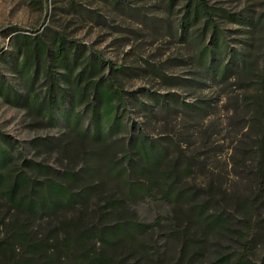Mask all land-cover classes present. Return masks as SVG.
Returning a JSON list of instances; mask_svg holds the SVG:
<instances>
[{
	"label": "rangeland",
	"instance_id": "1",
	"mask_svg": "<svg viewBox=\"0 0 264 264\" xmlns=\"http://www.w3.org/2000/svg\"><path fill=\"white\" fill-rule=\"evenodd\" d=\"M204 49L212 56L201 63ZM97 82L116 91L111 106L96 100ZM93 110L101 126L117 118L100 147L79 136ZM138 139L166 150L164 169L180 151L189 167L173 175L176 191L198 205L211 198L201 219L228 222L190 221L189 205L130 196L101 224L153 230L121 243L94 236L92 251L123 264H234L250 219L254 248L241 263L264 264V0H0L2 179L26 175L38 186L77 172L97 190L85 203L95 223L107 195L126 198L118 170L136 159ZM8 201L1 188L0 239L15 214ZM73 212L44 211L25 226L38 242ZM53 244L47 263L74 264Z\"/></svg>",
	"mask_w": 264,
	"mask_h": 264
},
{
	"label": "trees",
	"instance_id": "2",
	"mask_svg": "<svg viewBox=\"0 0 264 264\" xmlns=\"http://www.w3.org/2000/svg\"><path fill=\"white\" fill-rule=\"evenodd\" d=\"M61 54H59V57ZM211 52L204 49L199 55V62H205L210 59ZM62 58V56L60 57ZM237 64V63H236ZM213 69V76L216 74V66L210 61ZM235 66V63L233 64ZM87 67H84L79 77L83 78L87 72ZM232 69L226 65L221 71V78H224ZM95 90L96 100L102 102L105 107L111 106L113 99L116 98V91H113L111 86L97 82L93 85ZM92 127L79 132V136L83 139H89L93 146L100 147L110 138L112 130H114L117 118L114 117L109 127L101 126L98 122V114L93 110ZM77 120L75 119L76 123ZM136 159H127V167L118 170L117 176H122V187L126 198L116 199L111 195H107L103 199V212L97 214V222H91L89 219V207L85 205L92 195L97 190L89 185L87 178H80L77 172H68L63 177L52 181H47L33 185L30 178L26 175H21L9 180H3L0 175V189H4L8 198V204H12L11 210L15 213L11 215L10 224L6 225V238L0 239V257L5 262L3 264H49L45 259V254L50 250L48 246L50 242H54L53 248H60L68 260L74 264H123L116 262L112 258L109 251L102 249L92 251L90 249V241L94 236L101 239H119V243L124 240L127 234L131 231H141L147 233L153 230V224H140L134 221H123L119 225L110 229H105L101 224V216L105 218L116 217L117 212L124 206L125 201L129 200L130 196H140L141 198H151L152 200H161L168 204H185L189 205V214L187 216L195 220H201L209 226L219 225L224 227L227 224V219L222 218L219 214L207 216L206 222L201 219L206 211L211 198L205 201L202 205L195 203V199H185L181 191H176L174 188L175 180L172 179L177 171H186L189 167V162L184 161L180 151L177 152V157L168 168L162 167L163 162L167 159V152L158 144L147 143L143 139H138L135 143ZM261 147V146H260ZM4 151L0 150V162L2 163L6 157ZM40 166L39 170H44ZM259 165L258 169L261 170ZM47 170V169H46ZM27 177V178H26ZM164 182V186L159 183ZM78 183L75 187L74 184ZM77 206L79 208L77 209ZM74 209L71 217H64L58 222L57 231L52 237L37 241V235L32 231L29 232L25 226L26 219L34 215L41 214L44 211L49 214H57L60 209ZM76 208V209H75ZM10 210V209H9ZM93 215L94 212H93ZM22 216V217H21ZM9 222V221H8ZM108 232L107 235L104 233ZM242 250L243 254L238 256L234 264L241 263L244 258L250 255L254 248L253 239L250 238L253 234V228L250 219H244L242 223ZM90 239V240H89ZM116 239V240H117ZM37 242V243H36ZM118 242V241H117ZM20 252L19 256L23 261H19L18 257L13 256V253ZM184 255V254H183ZM182 255V257H183ZM187 255V254H186ZM56 261L59 258L55 259ZM52 264V263H51Z\"/></svg>",
	"mask_w": 264,
	"mask_h": 264
}]
</instances>
